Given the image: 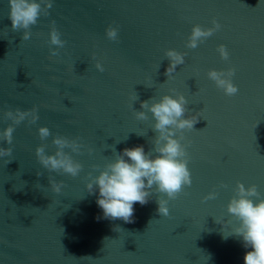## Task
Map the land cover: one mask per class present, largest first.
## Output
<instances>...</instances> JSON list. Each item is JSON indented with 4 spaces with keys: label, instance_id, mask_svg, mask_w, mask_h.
<instances>
[{
    "label": "water",
    "instance_id": "water-1",
    "mask_svg": "<svg viewBox=\"0 0 264 264\" xmlns=\"http://www.w3.org/2000/svg\"><path fill=\"white\" fill-rule=\"evenodd\" d=\"M9 11V0H0V130L12 123L8 110L36 107L39 119L15 125L12 145L3 143L13 153L0 158V264H244L246 249L223 234L239 223L227 211L238 181L264 197V0H53L28 40ZM213 19L221 28L188 48L193 25L212 27ZM109 25L118 28L116 40L105 34ZM53 27L65 41L55 56ZM168 49L185 53L169 78ZM228 68L238 87L232 96L207 76ZM165 94H183L185 118L199 116L182 130L191 186L169 201L166 217L153 190L148 203L134 205L133 222L97 219L89 172L125 147L152 150V114L138 120L135 112ZM41 126L51 133L43 140ZM57 134L85 145L80 153L65 149L82 164L75 177L50 173L36 156L40 145L56 151ZM49 175L64 182L60 193Z\"/></svg>",
    "mask_w": 264,
    "mask_h": 264
},
{
    "label": "clouds",
    "instance_id": "clouds-1",
    "mask_svg": "<svg viewBox=\"0 0 264 264\" xmlns=\"http://www.w3.org/2000/svg\"><path fill=\"white\" fill-rule=\"evenodd\" d=\"M9 5L12 28L22 29L23 40H28L31 36L30 27L37 23L42 12L45 15L48 14L53 0H9ZM212 24V27L193 25L187 47L196 48L204 38L221 28L220 23L215 19ZM105 34L108 39L116 40L118 28L109 25L105 29ZM49 43L57 46L49 49L53 56L58 55L59 49L65 45V41L61 39V34L55 27L49 33ZM217 50L221 58L228 59L229 52L224 44L218 45ZM165 56L170 60L165 71V75L169 78L176 71L177 65L185 63V53L168 49ZM95 67L100 72L104 71V66L99 61L95 63ZM234 73V68H228L226 71L210 69L207 76L226 95L232 96L238 92V87L232 80ZM137 98L136 95L132 97L133 100ZM187 103V98L183 94H165L151 104L147 100L140 102L141 108L147 111H136L135 116L138 120H146L148 113L152 114L155 121L153 128L157 132L154 147L150 151H146L143 144L125 147L119 152L113 149L114 159L107 162L98 174L93 175L89 172L86 189L89 194L96 196L95 202L101 210V215L97 219L120 218L128 223L133 222L134 205L137 202L141 205L148 203L153 190L162 194L157 201L159 214L164 217L170 214L169 201L175 199L185 186L192 184L186 146L181 142L184 139L182 130L193 129L199 116L185 118ZM4 116L12 123L0 130V158L10 157L13 153V148L4 147L3 143L12 145L15 125L26 119L29 123H35L39 119L36 107L27 110L20 108H16L15 111L8 110ZM38 133L42 140L51 135L47 126L39 127ZM52 143L56 146L54 153H46L43 145L35 150L43 168L50 173L62 171L73 177L77 176L82 169V164L74 160L71 153H80L85 145L78 139L59 134L53 137ZM65 149H70L71 153ZM87 150L89 153L93 151L91 148ZM40 174L37 173V175ZM49 183L54 193H60L64 185L62 180L57 181L51 175H49ZM215 196L216 192H209L204 199H212ZM227 211L239 223L231 231L225 232L223 238L239 239L242 247L246 249L243 257L244 264H264V197L257 186L253 184L245 187L238 181L235 195L227 204ZM217 222L227 223L222 219H217Z\"/></svg>",
    "mask_w": 264,
    "mask_h": 264
}]
</instances>
